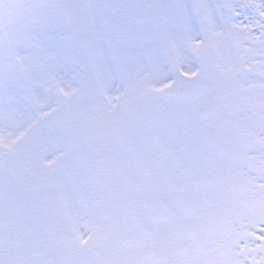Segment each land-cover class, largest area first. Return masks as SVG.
<instances>
[{"label": "snow or ice", "instance_id": "6c2138e0", "mask_svg": "<svg viewBox=\"0 0 264 264\" xmlns=\"http://www.w3.org/2000/svg\"><path fill=\"white\" fill-rule=\"evenodd\" d=\"M0 264H264V0H0Z\"/></svg>", "mask_w": 264, "mask_h": 264}]
</instances>
